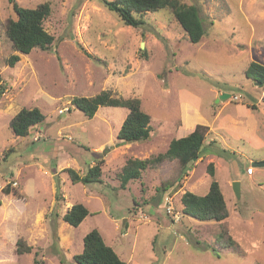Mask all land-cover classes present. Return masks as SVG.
I'll return each instance as SVG.
<instances>
[{"label":"rangeland","instance_id":"374dc122","mask_svg":"<svg viewBox=\"0 0 264 264\" xmlns=\"http://www.w3.org/2000/svg\"><path fill=\"white\" fill-rule=\"evenodd\" d=\"M15 1L24 8L50 4L43 28L54 42L48 51L16 53L5 33L16 15L0 0V264H75L93 229L107 245L115 238L128 264H264V167L247 175L264 161V85L245 75L251 62L264 66V0H180L199 11L205 35L197 44L167 10L141 15L143 24L133 28L100 0ZM13 54L19 61L9 67ZM102 90L140 100L150 116L147 141L117 139L126 108L100 106L88 118L70 104ZM223 94L228 98L219 100ZM22 108L39 109L44 120L18 138L9 122ZM197 124L207 127L210 143L199 160L185 171L165 161L120 186L126 160L163 153ZM101 160V183L72 184L63 171L83 175ZM213 179L227 219L182 214L173 223L166 200L181 211L182 194L204 195ZM78 203L90 214L72 227L62 216ZM35 211L44 220L31 229ZM222 228L232 248L217 244ZM19 238L31 253L15 254Z\"/></svg>","mask_w":264,"mask_h":264},{"label":"trees","instance_id":"16d2710c","mask_svg":"<svg viewBox=\"0 0 264 264\" xmlns=\"http://www.w3.org/2000/svg\"><path fill=\"white\" fill-rule=\"evenodd\" d=\"M7 1L16 15L15 19L7 22L5 31L14 51L23 55L29 54L34 49L48 51L54 38L43 28V22L50 14V4L45 2L35 8H24L19 6L15 0ZM100 2L108 11L115 13L125 26L137 28L143 24L141 15L147 12L167 10L186 33L191 43H199L205 35L198 9L180 0H100ZM18 54L8 57L6 65L13 67L19 61ZM245 75L256 81L259 86L264 85V66L251 62L245 70ZM4 91L5 87L0 77V95ZM70 104L88 118H92L100 106L126 108L128 114L118 130L117 139L121 143L129 144L144 142L150 137V116L142 110L141 102L137 98L117 97L111 90H102L92 97H73ZM43 120L44 116L39 109L22 108L12 117L9 127L15 137L22 138L28 136L31 128L41 124ZM206 133L207 127L197 124L185 135L172 139L163 153L144 159L126 160L118 175L120 186L124 187L130 181L138 180L143 171L156 168L165 161H176L180 170L185 171L202 157L204 150L210 145V143H205ZM103 163V160L97 161L93 166L88 167L83 175L71 168L63 171L67 173L72 184L101 183ZM208 173L214 178L212 164L208 166ZM168 186L161 184L159 189H166ZM3 191L5 194L10 193L8 187ZM180 205L184 216L198 221L223 222L228 217L223 194L218 182L214 179L204 195L184 192L180 198ZM89 214L90 212L84 205L74 204L65 211L62 221L72 227H77ZM82 242L81 253L72 257L75 264H127L104 242L96 229L89 231L83 237ZM216 242L223 248H232L234 244L224 228L221 229ZM31 250L32 247L24 240L17 239L14 250L17 256L31 253Z\"/></svg>","mask_w":264,"mask_h":264},{"label":"built area","instance_id":"2783aa9c","mask_svg":"<svg viewBox=\"0 0 264 264\" xmlns=\"http://www.w3.org/2000/svg\"><path fill=\"white\" fill-rule=\"evenodd\" d=\"M59 113H62V110H60ZM253 170L254 169L251 165L247 169V175H251L253 173ZM13 185L15 186L16 184H13ZM164 209L166 213L170 216L173 223H179L183 215H182V212L174 206L172 200H166Z\"/></svg>","mask_w":264,"mask_h":264},{"label":"crops","instance_id":"0c3cea01","mask_svg":"<svg viewBox=\"0 0 264 264\" xmlns=\"http://www.w3.org/2000/svg\"><path fill=\"white\" fill-rule=\"evenodd\" d=\"M191 131V130H190ZM189 132V131H188ZM185 135V134H184ZM183 136V135H182ZM90 166V165H89ZM76 171V170H75ZM76 172H78V171H76ZM79 174V173H78ZM41 207V206H40ZM39 208V207H38ZM71 208V206L70 207H68L66 210H68V209H70ZM32 218L34 219L33 220V222H31V220H29V219H27L30 223H31V229H32V227H34L37 223H39L42 219L44 220V215L41 213L40 214V212H38V211H35L34 212V214H32ZM15 241V240H14ZM109 246L118 254V256L122 259V260H124L127 264H128V261L126 260V259H124V258H122L121 256H120V254L118 253L119 251H118V247L116 246V244H115V238L111 241V243L109 244Z\"/></svg>","mask_w":264,"mask_h":264},{"label":"water","instance_id":"95a60500","mask_svg":"<svg viewBox=\"0 0 264 264\" xmlns=\"http://www.w3.org/2000/svg\"><path fill=\"white\" fill-rule=\"evenodd\" d=\"M228 98V95L226 94H223L219 100H224ZM218 101V100H217ZM252 166L253 167H264V161H260V162H254L252 163ZM232 189H233V192L234 194L236 195V197H239L240 196V190H239V183L238 182H233L232 183Z\"/></svg>","mask_w":264,"mask_h":264}]
</instances>
